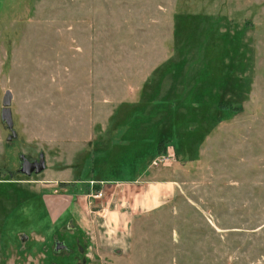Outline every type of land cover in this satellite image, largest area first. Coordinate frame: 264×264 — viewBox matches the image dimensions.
Masks as SVG:
<instances>
[{"label":"rangeland","instance_id":"374dc122","mask_svg":"<svg viewBox=\"0 0 264 264\" xmlns=\"http://www.w3.org/2000/svg\"><path fill=\"white\" fill-rule=\"evenodd\" d=\"M0 264H264V0H0Z\"/></svg>","mask_w":264,"mask_h":264},{"label":"water","instance_id":"95a60500","mask_svg":"<svg viewBox=\"0 0 264 264\" xmlns=\"http://www.w3.org/2000/svg\"><path fill=\"white\" fill-rule=\"evenodd\" d=\"M10 100H11V94H10V91L7 90L3 97V104L8 105L10 103ZM6 115H7V118L9 119V110H6ZM44 168H45L44 158H43V155L40 154L38 161L30 162L26 159L23 160L21 170L23 173L30 175L31 172L33 171L35 173H40L42 170H44Z\"/></svg>","mask_w":264,"mask_h":264},{"label":"crops","instance_id":"0c3cea01","mask_svg":"<svg viewBox=\"0 0 264 264\" xmlns=\"http://www.w3.org/2000/svg\"><path fill=\"white\" fill-rule=\"evenodd\" d=\"M134 165H135V163L126 161L120 167L117 168V175H119L118 171L120 172L122 170H125V171H129L130 172V175H129V177H130L131 176V173L134 170ZM137 173L139 174V172H137ZM108 180H110V177L109 176H108ZM130 180H132V179H130Z\"/></svg>","mask_w":264,"mask_h":264},{"label":"flooded vegetation","instance_id":"af4514ba","mask_svg":"<svg viewBox=\"0 0 264 264\" xmlns=\"http://www.w3.org/2000/svg\"><path fill=\"white\" fill-rule=\"evenodd\" d=\"M32 173H34V171Z\"/></svg>","mask_w":264,"mask_h":264}]
</instances>
